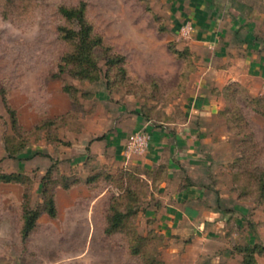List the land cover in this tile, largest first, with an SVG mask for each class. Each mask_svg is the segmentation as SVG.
<instances>
[{
  "label": "rangeland",
  "instance_id": "1",
  "mask_svg": "<svg viewBox=\"0 0 264 264\" xmlns=\"http://www.w3.org/2000/svg\"><path fill=\"white\" fill-rule=\"evenodd\" d=\"M82 1L110 54L125 57L124 71L107 64L101 48L95 79L60 68L73 47L60 27H76L60 7ZM229 2L0 0V173L25 175L24 182L0 181V264H243L239 246L264 245V65L254 66L264 59V16L232 24L239 14ZM187 21L194 22L189 35L181 29ZM187 121L186 142L196 150L191 172L203 189L198 200L180 203L171 198L176 188L159 191L168 166L149 174L164 162L127 161L124 146L140 123ZM118 135H127L123 147L111 144ZM26 150L30 158L19 157ZM164 156L177 163L176 154ZM52 164L58 215L42 212L24 239L23 193L31 190V206L41 205ZM182 172L171 175L179 188L189 183ZM61 176L71 185L60 184ZM129 184L143 193L130 228L147 238L105 232L110 200ZM177 204L201 214L184 218ZM255 264H264L263 252Z\"/></svg>",
  "mask_w": 264,
  "mask_h": 264
},
{
  "label": "trees",
  "instance_id": "2",
  "mask_svg": "<svg viewBox=\"0 0 264 264\" xmlns=\"http://www.w3.org/2000/svg\"><path fill=\"white\" fill-rule=\"evenodd\" d=\"M87 4L85 1L80 2L76 6H61L60 11L67 21H70L76 25V27L61 26L60 31L63 38L66 41L72 43L73 47L67 51L61 60L60 68L64 71L66 68H72L74 74L83 79H95L100 71L98 60L96 57V50L98 48L104 49L106 52V62L109 65L124 69L125 57L120 54H110V47L106 46L104 39L101 35L94 32V25L87 18L86 15ZM197 11V15H198ZM194 23V22H192ZM194 27V26H193ZM182 54V51H176ZM16 122V118H15ZM150 131V130H148ZM39 152V151H37ZM30 150L22 151L19 155L24 154L26 158H30ZM29 154V155H28ZM165 174L167 171V164H160L156 170L149 171V174L156 173L158 170H162ZM56 165H50L47 167L46 173L42 177L41 187L43 188V202L38 207H33L30 204L31 190H26L23 193L24 202L22 209V221L20 227V233L22 238L26 239L34 231L37 226V220L42 212H46L51 217L58 215V204L56 200L55 186L59 183V178L54 176ZM129 176H137V171H130L127 173ZM109 176V174L107 175ZM113 176V175H112ZM98 177V175L91 176L90 178ZM61 183L64 187L71 185V181L67 176H61ZM0 181H25V175L22 172L14 173H0ZM137 183L140 180L136 178ZM164 179L156 180L157 184L162 183ZM123 193L113 195L109 208L106 213V227L105 232L108 234L116 233L118 231H128L131 235V239L147 238L144 235L137 233L135 228H130V218L134 217L137 210V201L143 196V193L129 184L126 186ZM129 224V225H128ZM133 252L139 250L137 245H134ZM239 251L244 254L243 264H255V254L264 253V245L255 243H247L246 245L239 246Z\"/></svg>",
  "mask_w": 264,
  "mask_h": 264
},
{
  "label": "crops",
  "instance_id": "3",
  "mask_svg": "<svg viewBox=\"0 0 264 264\" xmlns=\"http://www.w3.org/2000/svg\"><path fill=\"white\" fill-rule=\"evenodd\" d=\"M229 1H230L229 2L230 10L232 11V13H236V15L239 14L236 18L235 17L231 18L232 24H235V23L238 24L240 20L244 21V23L246 24L247 23L254 24V23L259 22L264 16V0H229ZM243 7L244 9H247L248 11L247 12L243 11L242 9ZM236 8L239 10V12L235 11ZM198 13L200 14V12ZM199 14H198V17H200ZM249 39H252L250 42H252L253 45L255 46L259 45L258 44L259 42L256 36L251 34ZM248 42L249 41H247V43ZM217 47L218 46L215 45L213 47V50H211L213 54H216L217 52L219 53V51H217L218 50ZM248 63H249V66L251 67L252 62H248ZM261 65H264V59L263 60L261 59L260 61H258V63L254 62V66L256 67L255 69L257 71L258 70L260 71V69L262 68ZM203 110L206 111L205 108H203ZM192 114L193 113L191 112L190 117L192 116ZM188 121L185 122L184 125L182 126L175 125L172 128H167V127L166 128H155L150 123H143V124L140 123L137 125L136 129L133 128L132 130H129V131H136L142 127L150 130V132L153 135V140L150 144L148 152L145 155H142L144 156V158H142L143 160H141V162L137 164L138 165L141 164L143 165V167H146V168H154L161 162H164L165 164H167L168 170H169V178H168V181L164 182V184H160L159 191L163 185H165L166 188L168 185L167 189H169L170 187L176 188L171 193V198L173 200H176L177 202L189 201L191 198H192L191 200H193V198L198 200V198L200 197L202 193V189H203V186H201L200 183L194 181V177L191 172V169L194 167L193 166L194 157H192L193 155L191 154H195L196 150L193 149V147L187 143L188 141L192 142V138L190 137V134L188 135L184 131V126H186V124L189 125ZM129 133L131 134L133 132H129ZM127 135H125L124 137H126ZM114 136L112 137L111 144L115 143L117 144V146L123 147L121 145L124 141L123 140L124 137H120L118 135L117 137L114 138ZM169 153L172 154L173 156L176 154L177 163H169V161L167 160L168 157L166 159V157L164 156L165 154H168L169 156ZM130 159H127V161ZM118 161L120 160L118 159ZM180 171H183L182 173L184 174L185 179L189 182L187 186H185V184L182 183L181 188L177 187L179 186V181H178L179 177L178 178L175 177V179H171L172 174H178V176H180L179 175ZM162 196L166 197L167 195L166 196L162 195ZM179 204L176 205L177 212H178L177 214L181 215L184 218L188 217V219H190V218H193L194 215L197 216L201 214L200 212L195 213L193 212V210H190V211L186 210L188 207L186 205L181 209ZM171 223H174L173 220H171Z\"/></svg>",
  "mask_w": 264,
  "mask_h": 264
},
{
  "label": "built area",
  "instance_id": "4",
  "mask_svg": "<svg viewBox=\"0 0 264 264\" xmlns=\"http://www.w3.org/2000/svg\"><path fill=\"white\" fill-rule=\"evenodd\" d=\"M181 29L183 33L189 35L191 33V29H193V23L191 21H187ZM152 140L153 135L146 128H142L131 133L128 136L127 143L125 145V155L127 159H130L135 155H145L148 152Z\"/></svg>",
  "mask_w": 264,
  "mask_h": 264
}]
</instances>
